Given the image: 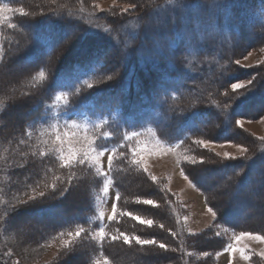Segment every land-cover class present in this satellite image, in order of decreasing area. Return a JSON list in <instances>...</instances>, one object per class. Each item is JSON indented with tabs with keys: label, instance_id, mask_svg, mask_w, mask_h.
<instances>
[{
	"label": "rangeland",
	"instance_id": "374dc122",
	"mask_svg": "<svg viewBox=\"0 0 264 264\" xmlns=\"http://www.w3.org/2000/svg\"><path fill=\"white\" fill-rule=\"evenodd\" d=\"M6 3L7 0H0V6ZM32 3L34 7L29 8L28 13L25 8H22L24 13L30 16H38L57 6L71 4L77 6L79 4L87 9L103 12L110 17H120L125 13L133 12V6H135L133 0H33ZM243 6L241 13L237 14V20L246 26L244 33L248 35L245 39L247 40L251 37L249 25L256 21L264 23V0H244ZM203 10V4L198 1L192 3L187 0H173L167 5L156 8L152 15L150 14L143 20L142 24H144V30L148 31L150 28L157 29L156 26L163 27L162 22L169 25L170 19L172 23L186 22L189 24L187 29L185 27L182 29L184 32L188 30L186 35L189 36L194 34L191 29L196 32L202 25L197 14H203ZM167 14L169 18L165 20ZM10 15L11 11L4 13L0 22L6 21ZM211 16L217 19L216 13H212ZM194 17L197 18L196 22L193 20ZM151 18L158 23L151 22ZM207 19L210 21L209 18ZM125 22L116 28L119 32L116 34L118 40L113 39L116 49L122 51V59L118 54H112L113 49L110 47L102 51V48L94 50L90 45H87L86 49L82 48L80 53L88 58L99 57L105 53V58L110 55L111 66H119L117 64L121 63V68H123L129 62L128 57L131 55L124 54L122 49L129 45L130 37L136 38L137 31L135 32V29L137 30L140 24L136 18L127 19ZM225 22H223L224 26L221 25L219 29L222 36L213 34V39L223 40V36H226ZM28 31L32 32L30 29ZM89 32L91 29L87 31V33ZM131 32L136 34L130 36ZM178 33L183 39L185 38L183 33L180 31ZM195 35L200 36L196 33ZM105 38H100L99 41H103ZM157 38L161 44H165L164 37ZM182 38L178 37L176 43H179ZM74 39L73 35L71 39L58 47L51 60H55L57 55L66 52L70 45L72 46L71 43L74 42ZM235 40H238L237 44L246 42L243 38ZM150 41L152 39L149 38ZM96 42L93 41V43ZM1 46L0 58L2 56ZM171 46L172 43H169L167 47L164 46V49H160L161 46L156 49L155 40L151 52L156 49L168 54ZM139 51L141 54L145 53L141 48ZM169 54L171 56H167L174 58V55ZM150 55L166 57L159 54ZM150 55L144 54L142 61L148 62L149 58H152ZM210 56V60L214 62L217 56L216 52ZM93 61L89 59L85 65L75 63L57 81L59 88L53 91L51 99L48 101L44 99V101L34 104L29 101L31 89H28L27 93L25 91L27 84L24 86L23 83L22 86L19 84L18 89L22 90L14 88L19 78L17 71L20 62L13 63L8 66V69L6 67L2 69L0 86H2V93L5 92L6 96L0 94V100H4L7 104L3 105L1 109L9 108L7 112L0 109L1 124L3 125L0 126V252L4 259L10 264H105V262L113 264V261L124 262V264H264V255H261L264 253V231H249L251 227L264 226V192H260L262 187H258L260 190L254 201L248 199L251 202L249 206L253 208L254 212L253 215L250 214L254 216L253 220L250 221L248 218L243 222L242 230L233 231L222 224L216 215L208 211L212 207L207 204L204 194L188 176V172L195 168L192 165L204 160L216 162L252 157L256 151V142L264 141V111L253 119L237 118L236 122L239 120L241 126L236 123L239 132L234 136L235 140L214 141L210 136L212 133L208 130V135L204 136L206 139H193L187 146L179 149L181 137L194 125H189L183 134L181 133L178 138L173 140L166 136L161 138L149 124L147 113L141 112V105H139L138 113L129 115L125 119L124 128L121 129L123 141L132 145L126 151V159L132 162L135 168L133 173L135 179L131 180V183L134 184L133 188H128L130 181L126 180V191H129V195L125 205L135 206L127 207L128 215L130 214L128 221L131 226L124 234L130 238L129 242H133L138 247L124 252L122 258L121 255H117L113 261L98 256L93 257L92 263L89 261L76 263L71 259L72 255L81 254L84 250L85 252L88 250L87 256L91 254L89 252L93 248L92 241L101 238L98 233L107 223L108 217L112 215V205L116 195L110 178L109 157L112 151L120 146V143L115 144L110 141L100 143L99 134L102 133L101 127L115 122L119 118L120 108H108L102 111L98 107L92 108L90 104L84 103V106L78 109H65L67 91L75 84L87 80L94 73ZM175 61L169 59L168 62L174 66L177 65ZM213 62H207L205 67H210V69L206 70L205 74L199 72L196 75V77L204 75L206 80L210 79V81H201L200 83L203 85L207 86L210 83L215 85L224 78L223 73L214 79L208 78L209 71L213 67H218ZM233 63L238 67L235 72H238L239 68L249 70L247 74H241L226 86L227 90L233 93L231 87L233 83L245 85L244 88L236 91L241 94L245 92L247 84L254 76V84L260 77H264V41L254 43L238 54ZM163 85L165 82L158 83V80L157 84H152L153 87H163ZM57 97L60 99L58 100ZM145 104H147V100H142V105ZM259 104L254 105L258 106ZM112 129L119 130L116 127H112ZM169 131L173 132L172 129ZM57 136L61 137L63 143L61 140H57ZM110 136L111 130L107 129L103 132L102 138L106 139ZM89 141H92L90 145ZM198 141H207L208 143L201 145ZM70 147L79 150L78 156L70 164H65L61 156H67ZM86 151L87 155L84 154ZM224 153L235 158H225ZM262 175L264 176V173ZM153 177L155 180L152 179ZM207 180L209 183V179ZM106 181L108 182L107 192L104 190ZM261 182L263 183L264 179ZM95 184L98 186L91 198L93 204L90 205L93 213L89 215V220L97 221L96 232L74 228L70 231L50 234L40 232L41 230L38 228L37 221L42 214L35 213L36 217L31 220L30 208L63 193L69 199L74 196L76 200L81 197L85 199L88 189L93 188ZM223 186L224 192L215 191L218 195L210 194L211 203L215 204L219 201L220 207H223L221 199L230 201L235 193L228 189L229 183H224ZM151 190L154 193L149 195ZM74 191L78 192L73 193ZM41 193L44 195L40 196ZM146 200H152L154 204L144 203ZM80 201L82 200L80 199ZM256 203L258 204L256 205ZM212 209L216 212V208ZM165 213L171 214L169 219L163 217ZM241 215L240 212L236 214L238 221L243 218ZM137 216L140 217V220L135 218ZM148 220L152 221L151 225L144 222ZM148 226L151 227L150 230L159 233L162 237L165 236V238L161 237L162 239H160L158 236L154 241L144 239L152 241V243L143 245L137 243L136 238L139 237L142 240V230ZM77 232L79 235H76ZM241 233L250 235L241 236ZM173 234H178L181 238L178 240L173 237ZM120 237L124 241L121 235ZM161 244L164 245L163 248L160 247ZM144 247H148L149 250L156 248L159 252L160 250L164 252L163 250L167 248L166 251L173 253L175 257L170 259L171 257L167 255L153 257L150 260L146 257L136 258V253ZM240 249L244 250L243 255ZM179 251L182 253L181 258L180 255L178 256ZM142 254L148 255L149 253L142 252Z\"/></svg>",
	"mask_w": 264,
	"mask_h": 264
},
{
	"label": "trees",
	"instance_id": "16d2710c",
	"mask_svg": "<svg viewBox=\"0 0 264 264\" xmlns=\"http://www.w3.org/2000/svg\"><path fill=\"white\" fill-rule=\"evenodd\" d=\"M32 1L7 0L6 4L13 11L6 21L0 22V45H2L0 74L4 67L8 69V66L19 61L17 71L19 78L14 88L22 90L18 89L19 84L21 86L22 83L23 86L27 84L25 91L27 93L28 89H31L29 101L34 104L44 101V99L50 100L53 91L59 88L57 81L66 74L67 70L75 63L85 65V62L91 59L94 60V73L87 80L75 84L67 91L65 109H78L87 103L90 104V107H98L102 111L115 107L121 110L119 118L115 122L101 127L102 133L99 134L100 143L109 141L115 144L120 143V146L112 151V159L109 162L110 178L116 193L114 202L116 209L115 213L112 209L111 215L114 218L108 219L101 228L104 231V237L92 241L93 248L89 252L91 254L87 256L88 250L87 252L84 250L81 254L72 255L71 258L76 263L80 261L92 263L94 256L106 257L113 261L117 255H121L122 258L124 252L138 247L133 242L126 244L120 237L131 226L128 221L130 217L127 207L135 206L125 205L129 195V191H126V180L130 181L128 188H133L134 184L131 183V180L135 179L134 164L126 159V151L132 145L123 141L121 135L125 119L129 115L138 113L139 105H141V112L147 113L148 122L155 129L157 135L161 138L166 136L170 140L178 138L189 125H194L181 137L179 149L187 146L193 139H206L204 136L208 135V130L212 133L210 136L214 141L235 140L234 136L239 132L236 126L237 118L253 119L264 111V77H260L254 84V76L250 80L251 83L246 85L245 92L241 94L228 91L226 86L241 74L249 72L248 69L242 68L235 72L238 67L235 66L233 60L254 43L264 41V23L256 21L249 25L251 37L245 40L248 37L247 33H244L246 26L237 20V14H240L244 7V0H187L192 3L198 1L203 4L204 8L203 14H197L202 25L196 32L191 29L194 34L189 36L186 35L188 30L184 32L182 29L183 27L187 29L189 24L186 22L172 23L171 19L169 25L162 22L163 27L156 26L157 29L144 30L143 20L150 14L152 15L156 8L167 5L173 0H133L135 4L133 12L125 13L120 17H110L103 12L87 9L79 4L77 6L76 4L57 6L38 16H30L25 13L21 15L15 11V9L25 8L28 13L29 8L34 7ZM212 13L217 14V19L211 16ZM130 18L138 19L140 24L139 28L135 29V32L137 31L136 38L130 37L129 45L122 49L124 54L131 55L128 57L129 62L123 68H121V63L117 64L119 66H111L110 55L105 58V53L99 57L89 58L80 53L81 49L85 50L87 45H90L94 50L102 48V51L110 47L113 49L112 54H118L122 59V51L116 49L113 39L119 33L116 28L126 23L125 21ZM167 18H169L168 14L165 20ZM197 18H193L194 22L197 21ZM152 21L155 24L158 23L151 18ZM223 22L227 26L226 36H223V40L213 39V34H220L219 29L221 25L224 26ZM29 29L32 30L31 33L28 31ZM90 29L91 32L87 33ZM178 31L183 33L184 39ZM134 33L131 32L129 35L133 36L136 34ZM195 33L200 36H196ZM73 35L75 39L71 43L72 46L70 45L66 52L57 55L55 60H51L58 47L71 39ZM220 35L222 36V34ZM104 37L106 38L103 41H99ZM157 37H164L165 44H161ZM178 37L182 40L176 43ZM149 38L152 41L149 42ZM238 38H243L246 42L237 44L238 40L235 39ZM155 40L156 49L160 46V49H164L169 43H172L168 51L174 55V58H171L169 53L165 54L164 51L159 52L155 49L154 52H151ZM93 41L97 42L93 43ZM190 44L192 45L190 46ZM140 48L145 53L141 54ZM214 52L217 56L213 62L210 60V54ZM144 54H159L166 57L150 55L152 58H149L148 62H144L142 61ZM169 59L176 60L177 65H170ZM101 61L102 64H100ZM208 61H212L215 66H218L209 71L208 78L214 79L221 73L224 74V78L220 83L211 85L209 82L210 85L206 86L200 82L210 81V79L206 80L204 75L203 77H196V75L199 72L205 74L206 70L210 69V67H205ZM41 72L44 73L43 77L40 75ZM157 80L158 83L165 82V85L153 87L152 84H157ZM4 93L0 86V94ZM142 100H147V104L142 105ZM257 103L260 104L255 106L254 104ZM6 104L7 102L1 99L0 109ZM2 109L7 112L9 108ZM1 110L0 126H3ZM112 127L119 128V130L112 129ZM107 129L111 130V136L104 139L102 135ZM171 129L173 132L169 131ZM192 166L195 168L192 167L193 169L188 172L189 178L204 194L207 204L216 208L215 215L222 224L233 231H238L242 230L243 222L248 218L250 221L253 220L254 216L250 214L253 215L254 212L253 208L249 206L251 202L248 199L253 201L256 199V194L260 190L258 187H262L260 192H264V182H261L264 179L262 175L264 173V141L256 142V151L252 157L216 162L204 160ZM207 179H209V183ZM224 183H229L228 189L235 193L230 201L221 199L223 207H220L219 201L215 204L211 203L210 194L218 195L219 192H224ZM97 186L98 184H95L93 188L90 187L86 198H80L82 201L76 200L75 196L72 199L66 198L65 193L50 197L29 209L31 220L36 217L35 213L42 214L37 221L38 228L41 230L40 232L50 234L70 231L74 228L96 232L97 221L89 220V215L93 213L90 204H93L91 198L95 194ZM153 191L151 190L149 195H152ZM76 192L78 191L73 193ZM239 212L242 213L243 218L238 221L236 214ZM169 216L171 214L163 215L164 218ZM59 218L61 219L58 220ZM149 228L151 227L148 226L142 230V240L154 241L158 236L160 239L165 238ZM249 231H264V226L257 225L251 227ZM173 237L178 240L181 238L178 234H173ZM150 249L148 247L139 249L136 258L146 257L150 260L153 257L167 255L171 257H169L170 259L175 257L173 253L166 251L167 248L163 250L164 252L161 250L159 252L156 248ZM142 252L149 253V256ZM179 255L181 258L180 251ZM0 264H10L4 259L1 252ZM113 264H124V262L113 261Z\"/></svg>",
	"mask_w": 264,
	"mask_h": 264
},
{
	"label": "snow or ice",
	"instance_id": "6c2138e0",
	"mask_svg": "<svg viewBox=\"0 0 264 264\" xmlns=\"http://www.w3.org/2000/svg\"><path fill=\"white\" fill-rule=\"evenodd\" d=\"M0 7H6V9H7L6 12L13 11L12 9L9 8V6H8L7 4L2 5V6H0ZM15 11L19 12L21 15L24 14V11H23L22 8H21V9H15ZM6 12H5V13H6ZM237 63H239V62L237 61ZM40 75L43 77V76H44V73L41 72ZM249 83H251V82H249ZM231 87H232L233 92H236L237 90H239V89H241V88H244L245 85H242V84H240V83H233V84L231 85ZM57 99L59 100L60 97H57ZM236 123H237L238 126H241V122H240L239 120H238ZM57 140H61V137H60V136H57ZM61 143H63L62 140H61ZM91 143H92V141H89V145H90ZM198 143H200L201 145H207L208 142H207V141H198ZM89 150H90V149H89ZM78 152H79V150L76 149L75 147H70L69 150H68V155H67V156H63V155H62V156H61V159L64 161L65 164H70L72 161H74V160L77 159ZM84 154L87 155L88 152L86 151ZM100 154L102 155L103 153H100ZM224 157H225V158H235V157H231L228 153H224ZM93 159H95V157H93ZM111 159H112V157L110 156V157H109V161H111ZM152 179L155 180V177H153ZM104 190H105V192H107V190H108V182H107V181L105 182V189H104ZM42 195H44V194L41 193L40 196H42ZM33 199H35V198H33ZM144 203L149 204V205H153V204H154V201H152V200H146V201H144ZM112 207H113V212L115 213L116 204L113 203ZM208 211H209V212H212L213 215H215V212L213 211L212 208H209ZM129 215H130V214H129ZM113 218H114V216H109V217H108L109 220H112ZM135 218H136L137 220H140V217H138V216L135 217ZM144 222L147 223L148 225H151V224H152V221H151V220L144 221ZM76 235H79V232H77ZM98 235H99L101 238L104 237L105 234H104L103 229L100 230V232L98 233ZM121 235H122L123 240H124L125 243H128V242L130 241V238H129L127 235H124L123 233H122ZM240 235H241V236H245V235H250V234H249V233H241ZM258 238H259V237H258ZM113 239H116V237H113ZM136 240H137V243L142 244V245H143V244H149V243H152V241H148V240H140L139 237H137ZM65 243L67 244V241H66ZM160 247L163 248L164 245L161 244ZM240 251H241V254L243 255V254H244V250H243V249H240ZM261 255H264V253H261ZM245 259H247L246 256H245ZM105 264H107V262H105Z\"/></svg>",
	"mask_w": 264,
	"mask_h": 264
},
{
	"label": "clouds",
	"instance_id": "9594fccd",
	"mask_svg": "<svg viewBox=\"0 0 264 264\" xmlns=\"http://www.w3.org/2000/svg\"><path fill=\"white\" fill-rule=\"evenodd\" d=\"M7 11L6 7H0V19L3 18L4 13Z\"/></svg>",
	"mask_w": 264,
	"mask_h": 264
}]
</instances>
